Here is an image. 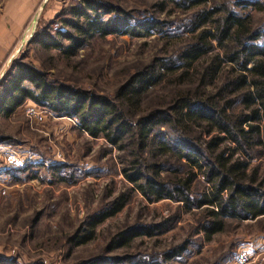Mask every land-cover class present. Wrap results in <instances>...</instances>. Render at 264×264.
<instances>
[{"label":"trees","instance_id":"obj_1","mask_svg":"<svg viewBox=\"0 0 264 264\" xmlns=\"http://www.w3.org/2000/svg\"><path fill=\"white\" fill-rule=\"evenodd\" d=\"M165 1L154 7L164 10ZM167 1L182 12L194 11L193 19L173 25L176 32L189 31L191 36L178 44L179 49L170 57L154 58L137 68L112 98L53 83L42 70L15 63L0 84V114L9 116L30 100L54 113L74 117L81 131L93 138L102 137L123 154L121 172L147 202L171 199L185 203L188 209L201 208L206 220L200 229L209 241L224 229L223 217L264 219V180L256 168L248 170L254 154L264 155V17L255 16L264 12V2ZM70 16L63 21L66 28L54 34L39 32L33 42L46 51L54 49L70 57L94 38L145 37L170 27L154 17L133 18L123 8L101 0H79ZM164 78H171L175 85L167 103L143 109L148 91ZM225 141L231 147L223 145ZM237 153L240 156L234 157ZM180 169H187V178L176 177ZM161 171L166 176H161ZM73 175L60 173L59 177L69 182ZM196 175H200L205 190L199 186L191 190ZM130 192L119 194L89 217L68 242L80 245L90 240L99 223L123 208ZM173 223L168 216L158 223L123 229L108 241L103 255L84 264L182 260L196 242L151 255L107 256L134 238L167 231ZM0 264L11 262L0 259Z\"/></svg>","mask_w":264,"mask_h":264},{"label":"rangeland","instance_id":"obj_2","mask_svg":"<svg viewBox=\"0 0 264 264\" xmlns=\"http://www.w3.org/2000/svg\"><path fill=\"white\" fill-rule=\"evenodd\" d=\"M101 1L123 8L133 18L165 20L170 27L145 37L94 38L75 55L65 57L54 49L40 48L33 38L39 32L54 34L63 29V21L71 18L79 0H0V34L17 33L11 43H3L10 45L0 57V84L13 64H30L53 83L112 98L137 68L154 58L170 57L191 36L189 31L176 32L173 25L193 19L194 11L182 12L167 0L164 10L154 7L160 0ZM255 16L264 17V12ZM18 18L23 23L17 29L13 23ZM170 79L164 78L148 91L143 109L167 103L175 86ZM223 145L231 147L228 141ZM122 155L102 137L81 131L74 117L33 101L25 100L9 116L0 114V259L11 264H84L103 255L117 232L170 216L174 223L169 230L134 238L107 256L151 255L196 242L182 260L164 264H264V219L223 217L224 229L206 241L200 229L205 212L171 199L147 202L123 176ZM253 168L264 180V155L252 156L248 170ZM180 170L176 177L187 178V169ZM68 172H74L71 181L60 179V173ZM199 180L196 175L191 190L201 188ZM128 189L131 192L123 208L99 223L90 240L80 245L68 242L89 217Z\"/></svg>","mask_w":264,"mask_h":264},{"label":"crops","instance_id":"obj_3","mask_svg":"<svg viewBox=\"0 0 264 264\" xmlns=\"http://www.w3.org/2000/svg\"><path fill=\"white\" fill-rule=\"evenodd\" d=\"M10 6H12V8L13 7H15V5L12 3V5H10ZM8 9H9V7H7ZM11 8V7H10ZM6 14V13H5ZM23 14V13H22ZM15 15V14H14ZM17 15V14H16ZM4 17H6V16H3V18ZM20 18L21 19H24L25 17H22V16H20ZM1 20V19H0ZM5 20H6V18H5ZM4 20V21H5ZM23 22H19V18H18V20H15L14 21V23H13V25L15 26L16 25V27H17V29H18V27H19V25H21ZM17 33H15V34H10L9 35V33L7 32V33H5L4 31L3 32H1V34H0V48H1V50H0V57L2 56V55H4L5 54V52H6V50H8V48H9V45L10 44H6L5 46H3V43L6 41V42H12V40H14V37H15V35H16ZM10 42V43H11Z\"/></svg>","mask_w":264,"mask_h":264}]
</instances>
